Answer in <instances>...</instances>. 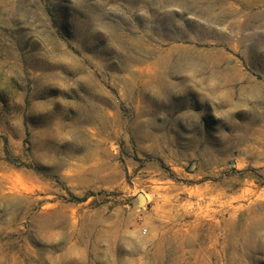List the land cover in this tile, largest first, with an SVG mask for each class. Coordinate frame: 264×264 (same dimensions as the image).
<instances>
[{
	"label": "rangeland",
	"instance_id": "374dc122",
	"mask_svg": "<svg viewBox=\"0 0 264 264\" xmlns=\"http://www.w3.org/2000/svg\"><path fill=\"white\" fill-rule=\"evenodd\" d=\"M0 264H264V0H0Z\"/></svg>",
	"mask_w": 264,
	"mask_h": 264
},
{
	"label": "bare ground",
	"instance_id": "6f19581e",
	"mask_svg": "<svg viewBox=\"0 0 264 264\" xmlns=\"http://www.w3.org/2000/svg\"><path fill=\"white\" fill-rule=\"evenodd\" d=\"M241 21V20H240ZM241 23H242V21H241ZM240 23V24H241ZM246 24V23H245ZM245 24H244V27H245ZM235 26V25H234ZM231 27H233V26H231ZM237 27H238V25H237ZM243 27V24L240 26V29L241 28H244ZM179 51H181V50H179V49H176V51L175 52H179ZM197 56V55H196ZM205 58H200V57H198V59H196V58H189L188 57V55L185 53L184 55H180L179 54V56H178V58H177V60H176V63H178V64H191V65H202V62H203V60H204ZM141 93V92H140ZM138 97H144V95H140V94H138L137 95Z\"/></svg>",
	"mask_w": 264,
	"mask_h": 264
}]
</instances>
